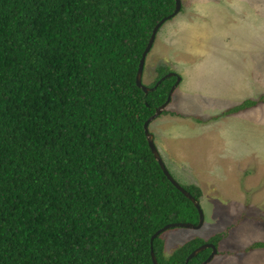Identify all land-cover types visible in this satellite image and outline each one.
Wrapping results in <instances>:
<instances>
[{
    "label": "trees",
    "instance_id": "1",
    "mask_svg": "<svg viewBox=\"0 0 264 264\" xmlns=\"http://www.w3.org/2000/svg\"><path fill=\"white\" fill-rule=\"evenodd\" d=\"M173 8L174 0H0V264H153L150 246L157 264H182L204 242L217 247L220 235L195 237L164 256L163 231L149 241L164 224L198 218L142 129L175 77L157 83L168 72L159 68L146 93L134 80L152 27ZM182 187L198 200L197 186Z\"/></svg>",
    "mask_w": 264,
    "mask_h": 264
},
{
    "label": "rangeland",
    "instance_id": "2",
    "mask_svg": "<svg viewBox=\"0 0 264 264\" xmlns=\"http://www.w3.org/2000/svg\"><path fill=\"white\" fill-rule=\"evenodd\" d=\"M159 68L180 80L148 131L174 180L200 189L203 214L198 229L161 233L163 255L220 235L206 264H264V249L245 251L264 242V0H180L155 34L142 83Z\"/></svg>",
    "mask_w": 264,
    "mask_h": 264
},
{
    "label": "water",
    "instance_id": "3",
    "mask_svg": "<svg viewBox=\"0 0 264 264\" xmlns=\"http://www.w3.org/2000/svg\"><path fill=\"white\" fill-rule=\"evenodd\" d=\"M180 8V0H174V8L172 10V12L170 14H168L167 16L161 18L160 20H158L154 26L151 29L150 35L148 37V40L146 42L145 47L143 48L141 54H140V58L138 60V64H137V68H136V73H135V85L137 87H139L144 93H146L148 90H152L153 87L160 82L162 79H164L165 77H169V76H173L175 77L174 82L172 83V85L170 86L168 93L166 95L165 100L158 105L157 107L154 108V111L151 115H149L144 122L142 123V129H143V133L145 136V140L147 142V146L153 156V158L156 160L157 164L159 165V168L161 169L162 173L164 174V176L166 177V179L177 189L179 190L186 198H188L191 203L193 204V206L196 208L197 210V222L195 224L191 223V222H171V223H167L164 224L162 227L156 229L150 236L149 241L151 243L152 239L158 235L160 232L168 229V228H172V227H184V228H189V229H198L202 222H203V214H202V210L200 208L199 205V201L196 200L192 195H190L189 192H187L178 182H176L174 180V178L170 175V173L168 172V170L166 169L155 145L153 142V136L152 134L148 131V124L151 120H153L156 116H158L160 114V112L163 110V108L165 107V105L169 102L170 99V94L173 90V88L178 84L179 80H180V76L177 75L174 72H168L165 73L163 76H161L159 78V80H157V83L153 86V87H148L146 85H144L142 83L141 80V74H142V69H143V65H144V59L146 54L148 53V51L150 50L155 34L158 30V28L161 26V24L170 19L171 17H173ZM208 248L209 249V253L208 255L199 263V264H206L215 254H216V247L210 243V242H204L202 244H200L199 246H197L196 248H194L191 252H189V254H187V256L184 259V263L185 264L187 262L188 259H190L191 257L195 256V254L199 251H202L204 249ZM150 258L153 264H157L153 252L151 250V246H150Z\"/></svg>",
    "mask_w": 264,
    "mask_h": 264
},
{
    "label": "crops",
    "instance_id": "4",
    "mask_svg": "<svg viewBox=\"0 0 264 264\" xmlns=\"http://www.w3.org/2000/svg\"><path fill=\"white\" fill-rule=\"evenodd\" d=\"M200 198V197H199Z\"/></svg>",
    "mask_w": 264,
    "mask_h": 264
}]
</instances>
